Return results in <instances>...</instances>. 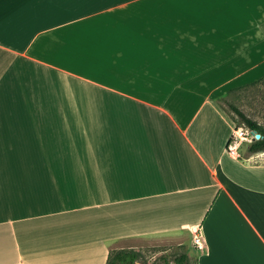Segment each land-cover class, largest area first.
I'll list each match as a JSON object with an SVG mask.
<instances>
[{"label": "crops", "instance_id": "obj_1", "mask_svg": "<svg viewBox=\"0 0 264 264\" xmlns=\"http://www.w3.org/2000/svg\"><path fill=\"white\" fill-rule=\"evenodd\" d=\"M256 85L264 0H0V264H264V151L219 104Z\"/></svg>", "mask_w": 264, "mask_h": 264}, {"label": "rangeland", "instance_id": "obj_2", "mask_svg": "<svg viewBox=\"0 0 264 264\" xmlns=\"http://www.w3.org/2000/svg\"><path fill=\"white\" fill-rule=\"evenodd\" d=\"M219 104L231 116L235 125L244 124L240 123L230 105L236 106L260 124L264 123V85L233 91L226 98L219 99ZM137 251L141 253V258L135 264H177L175 259L184 253L182 248L166 242L147 243ZM191 262L194 263L193 260Z\"/></svg>", "mask_w": 264, "mask_h": 264}, {"label": "trees", "instance_id": "obj_3", "mask_svg": "<svg viewBox=\"0 0 264 264\" xmlns=\"http://www.w3.org/2000/svg\"><path fill=\"white\" fill-rule=\"evenodd\" d=\"M231 110L238 117L240 123L244 124L251 130H255L260 138L249 144V152L264 151V124L249 118L239 108L230 105ZM238 126V125H236ZM141 258V253L135 249H117L109 252L106 264H135ZM177 264H191V260L186 253H181L179 258L175 259ZM195 264V263H193Z\"/></svg>", "mask_w": 264, "mask_h": 264}, {"label": "built area", "instance_id": "obj_4", "mask_svg": "<svg viewBox=\"0 0 264 264\" xmlns=\"http://www.w3.org/2000/svg\"><path fill=\"white\" fill-rule=\"evenodd\" d=\"M255 140L257 139H255L254 137L253 130L249 129L245 125H235L233 132L228 139L226 152L234 158H240L239 149L243 145V143L250 144ZM193 242L197 247L201 245L200 234L197 233L193 236Z\"/></svg>", "mask_w": 264, "mask_h": 264}, {"label": "water", "instance_id": "obj_5", "mask_svg": "<svg viewBox=\"0 0 264 264\" xmlns=\"http://www.w3.org/2000/svg\"><path fill=\"white\" fill-rule=\"evenodd\" d=\"M253 134H254L255 139L260 138V135L255 130H253Z\"/></svg>", "mask_w": 264, "mask_h": 264}]
</instances>
